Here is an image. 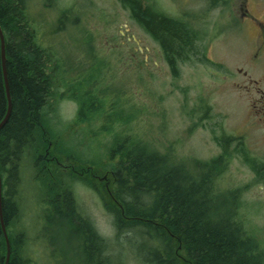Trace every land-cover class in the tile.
<instances>
[{"label":"rangeland","instance_id":"1","mask_svg":"<svg viewBox=\"0 0 264 264\" xmlns=\"http://www.w3.org/2000/svg\"><path fill=\"white\" fill-rule=\"evenodd\" d=\"M24 2L36 39L48 50L55 67L52 73L55 95L43 109L47 126L55 142L69 147L75 161H81L82 167L89 166L91 170L77 166L79 174L73 172L68 178L63 172L70 168L56 167L51 162L49 166L56 174L61 173L59 177L68 185L80 212L106 242L100 253L107 260L105 264H147L135 253L137 234L117 233L102 193L103 182L106 188L108 185L103 169L97 168L110 159L107 151L113 134L108 131L129 132L128 137L132 134L147 148L164 154L169 163L183 165L192 174L220 157L221 170L212 182L216 188L236 194L240 219L264 247V181L245 160L253 159L264 167V128L250 118L243 92L233 89L227 78L217 76L203 62L198 47L204 44L206 55L213 60L215 53L229 56L230 45L220 43L217 50L219 47L215 48L213 40L195 43L197 53L177 63V74L173 75L159 44L129 18V11L119 0ZM140 2L145 8L166 14L174 9L170 0ZM68 9L72 10L59 28L57 19ZM214 13L210 11L207 18H213ZM132 35L138 45L127 39ZM103 61L106 64L102 63L100 69L98 66ZM95 67L99 75H94ZM82 72L93 73L92 84L103 89L107 103L112 99L115 105L123 107L124 124L119 123L121 120H111L115 130L104 131L97 121L75 123L77 103L62 94L63 81ZM98 128L104 134L92 133L91 129ZM20 175L17 194L20 211L7 230L24 235L19 250L23 264H84L79 239L68 237L62 223L55 222L56 227L51 225L46 229L45 209L49 206L42 201L45 191L40 179L35 177L30 155L22 159ZM98 260L93 258L91 263Z\"/></svg>","mask_w":264,"mask_h":264},{"label":"trees","instance_id":"2","mask_svg":"<svg viewBox=\"0 0 264 264\" xmlns=\"http://www.w3.org/2000/svg\"><path fill=\"white\" fill-rule=\"evenodd\" d=\"M119 1L129 11V18L159 44L171 73L176 75L177 63L195 52L191 37L184 39L185 29L168 14L143 7L140 0ZM71 10L61 12L57 19L59 28ZM30 24L24 0H0V28L11 100L10 113L0 128L1 209L10 244L7 264L24 263L19 253L24 235H15L7 229L20 211L17 194L21 161L28 155L35 177L40 179L45 191L42 201L49 206L45 209L46 229L55 226V222L62 223L68 237L79 239L84 264H92L93 258L100 259L96 264H105L107 260L100 253L106 242L80 212L68 185L59 177L61 173L56 174L49 166L51 162L56 167L70 168L63 172L68 178L73 172L79 174L77 166L91 170L89 166L82 167L81 161H75L69 147L55 142L47 126L43 109L55 95L52 84L55 67ZM102 63L106 64L100 62V69ZM94 72L99 75L97 67ZM92 74L82 72L63 81L62 94L77 103L75 123L97 121L104 131L114 129L110 124L113 120L124 124L123 107L115 105L112 99L109 103L104 100L103 89L92 84ZM6 110L0 47V121ZM100 128L91 131L104 134ZM108 134H113L107 151L110 159L97 168L103 169L108 185L106 188L103 182L102 193L117 233L137 234L139 240L134 244L139 259L147 264H264V247L240 219L236 194L222 191L212 182L221 170L220 157L192 174L183 165L169 163L164 154L147 148L132 134L128 137L129 132L108 131ZM245 160L264 181L263 165L253 159ZM5 251L0 228V264L4 262Z\"/></svg>","mask_w":264,"mask_h":264},{"label":"flooded vegetation","instance_id":"3","mask_svg":"<svg viewBox=\"0 0 264 264\" xmlns=\"http://www.w3.org/2000/svg\"><path fill=\"white\" fill-rule=\"evenodd\" d=\"M170 2L174 9L168 15L185 29V40L191 37L194 45L202 40H213L215 48L219 47L217 50L220 43L230 45L229 56L215 53L216 59L213 60L206 55L204 44L198 47L203 62L209 64L217 76L227 78L233 89L243 92L250 118L264 128V0ZM212 10L215 11L213 18H207ZM133 37L127 39L138 45ZM140 51L138 46L137 52Z\"/></svg>","mask_w":264,"mask_h":264},{"label":"water","instance_id":"4","mask_svg":"<svg viewBox=\"0 0 264 264\" xmlns=\"http://www.w3.org/2000/svg\"><path fill=\"white\" fill-rule=\"evenodd\" d=\"M133 39L136 40L135 37H133ZM0 47H1L2 72H3V77H4L5 93H6V99H7V110H6V113L3 117V119L0 121V128H1V126L7 120V117L10 113V108H11L10 93H9V87H8V82H7V77H6V65H5L6 56H5V52H4V37H3V33H2L1 28H0ZM1 193H2V191H1V178H0V228H1L2 235L4 237L5 247H6L3 264H7L9 256H10V244H9V239H8L6 227H5V224L3 222V218H2Z\"/></svg>","mask_w":264,"mask_h":264},{"label":"bare ground","instance_id":"5","mask_svg":"<svg viewBox=\"0 0 264 264\" xmlns=\"http://www.w3.org/2000/svg\"><path fill=\"white\" fill-rule=\"evenodd\" d=\"M208 187V186H207ZM159 218V217H158ZM16 249V248H15Z\"/></svg>","mask_w":264,"mask_h":264}]
</instances>
